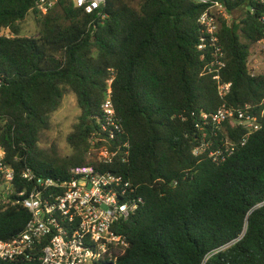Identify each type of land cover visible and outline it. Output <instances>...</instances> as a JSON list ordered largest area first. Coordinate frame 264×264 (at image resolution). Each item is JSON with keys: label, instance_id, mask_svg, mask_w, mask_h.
Listing matches in <instances>:
<instances>
[{"label": "trees", "instance_id": "16d2710c", "mask_svg": "<svg viewBox=\"0 0 264 264\" xmlns=\"http://www.w3.org/2000/svg\"><path fill=\"white\" fill-rule=\"evenodd\" d=\"M35 3L0 0V144L19 190L27 168L66 178L72 167L89 164L110 96L122 132L108 145L121 153L106 170L137 186L145 202L122 227L130 246L116 253V264H264V73L249 67L264 41V0L226 2L230 20L220 18L222 79L232 84L226 97L203 74L204 3L107 0L101 21L62 0L39 18L37 38L22 37L21 24L38 16ZM69 92L81 115L68 137L72 154L62 157L39 143ZM224 105L248 106L260 129L242 146L247 131L227 123L234 154L224 163L209 152L195 156L204 139L221 145L224 132L213 137L198 126L203 114ZM30 219L20 206L0 205V240L18 237Z\"/></svg>", "mask_w": 264, "mask_h": 264}, {"label": "built area", "instance_id": "2783aa9c", "mask_svg": "<svg viewBox=\"0 0 264 264\" xmlns=\"http://www.w3.org/2000/svg\"><path fill=\"white\" fill-rule=\"evenodd\" d=\"M61 1L36 0L32 12L39 17L46 16ZM197 1L208 6L199 19L203 36L198 49L208 59L203 74L211 76L218 84L220 95L226 97L232 84L222 79L226 63L220 39V18L230 20L226 2L239 0ZM73 2L86 14H96L101 21L105 20L107 0ZM260 47L264 49V41ZM247 110L248 106L244 110L224 105L214 113L203 114V125H199V129L209 127L208 131L213 137H217L219 132H224L225 136L220 139L219 146H215L212 140L204 139L195 148V156L209 152L214 162H226L236 149V144L226 132L227 123H236L247 131L242 146L260 129L257 117ZM102 112L103 119L98 122V138L91 141L89 164L72 167L66 178L39 176L33 169L27 168L20 174L26 186L19 190L16 171L7 165L6 152L0 144V205L20 206L31 214L22 234L12 240H0V259L8 262L38 260L41 264H116V253L129 249L122 227L145 202L137 186L123 176L106 170L107 164L114 162L121 153L120 147L114 150L108 143L122 132V126L116 118L110 96L103 104ZM123 148H128V144H124ZM103 257L105 261L100 260Z\"/></svg>", "mask_w": 264, "mask_h": 264}, {"label": "rangeland", "instance_id": "374dc122", "mask_svg": "<svg viewBox=\"0 0 264 264\" xmlns=\"http://www.w3.org/2000/svg\"><path fill=\"white\" fill-rule=\"evenodd\" d=\"M235 17L240 20L241 15L237 14ZM39 18L33 13L29 14L25 22L21 24L20 35L22 37L37 38L40 33ZM1 35L10 36L11 32L3 30ZM249 67L255 75L264 73V49L260 47L258 54L252 57ZM80 115L81 110L77 96L72 92L67 93L61 107L52 114L50 128L41 136L40 149L50 154L55 152V154L62 157L70 156L72 149L68 143V137L77 124ZM100 260L105 261V258L103 257Z\"/></svg>", "mask_w": 264, "mask_h": 264}]
</instances>
